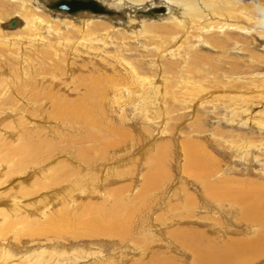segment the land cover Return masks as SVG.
I'll list each match as a JSON object with an SVG mask.
<instances>
[{"label":"rangeland","instance_id":"374dc122","mask_svg":"<svg viewBox=\"0 0 264 264\" xmlns=\"http://www.w3.org/2000/svg\"><path fill=\"white\" fill-rule=\"evenodd\" d=\"M47 8L33 42L0 21V264H264L262 13L143 20L151 36Z\"/></svg>","mask_w":264,"mask_h":264},{"label":"bare ground","instance_id":"6f19581e","mask_svg":"<svg viewBox=\"0 0 264 264\" xmlns=\"http://www.w3.org/2000/svg\"><path fill=\"white\" fill-rule=\"evenodd\" d=\"M11 1V0H10ZM20 2L19 4V10L16 11V18L14 16V18L12 19H8V20H5L2 18L1 14H0V21L3 22V25H2V28L3 29H6V28H11L10 27V22L13 20V19H16V26L11 28V29H14L17 27V30L19 29H23V30H27V36H22L19 40H22L25 39L26 40V37L27 39H31V41L33 42L35 38H40L41 39V27L42 25L46 24L47 22H49V19H48V16L45 17L43 14L41 15L40 12H37V9H42V10H46V7H48V12L50 13V15H54L58 20H76V21H79V20H95L96 18H106L108 20H112L111 22H120L121 20H123L124 22H127V23H130L132 24L133 26L135 25H140V27H143L144 31L145 32H148L151 36L152 35H155L154 32L152 31V29L148 28L147 25H143L142 22H144L145 20L147 21H150V20H156V21H159V20H171V22H176L177 24H181L182 23V20H209L210 18H217V20H219V24H222V27H225V28H230L231 29V25L232 26H235L234 22L235 21H239V20H252L253 17H252V13L254 12H258L260 11L262 14L258 17L259 20H261L260 17H264V0H97V2H99V4L101 5V8L103 9V11L101 12H98V13H95L93 12L92 10H81L79 12H76V13H69L65 10H58L55 6H56V3L58 2V0H17ZM31 1H34V6L30 4ZM208 3V4H207ZM202 4H206L205 6L206 7H209L210 10H209V15H204L203 14V10L202 8L200 7V5ZM263 6V7H262ZM162 9L161 13H158L154 16H145L143 15L144 14V11H152L154 9ZM207 10V8H206ZM5 11V10H4ZM14 13V11H13ZM40 13V14H39ZM259 13V12H258ZM206 14V13H205ZM12 15V14H11ZM212 16H215V17H212ZM227 16V17H225ZM25 17V19H23ZM52 17V16H51ZM252 17V18H251ZM256 17V18H257ZM53 18V17H52ZM208 18V19H207ZM263 21H264V18H262ZM47 20V21H46ZM139 20V22L137 21ZM144 20V21H143ZM228 20H231L230 22H227ZM256 20V19H255ZM45 21V22H44ZM57 21V20H56ZM213 21V20H211ZM224 21V23H223ZM0 22V23H1ZM62 22V21H61ZM82 22V21H81ZM90 22V21H89ZM88 22V23H89ZM103 22V21H102ZM136 22L138 24H136ZM151 22V21H150ZM149 22V23H150ZM244 22V21H243ZM147 23V22H146ZM196 22H194L195 24ZM200 23V22H199ZM198 21H197V24H199ZM206 23V22H205ZM217 23V22H216ZM48 24V23H47ZM51 23H49L47 25V27L51 28L52 25H50ZM184 24V23H183ZM192 24V23H191ZM218 25H215V26H219ZM238 24V23H237ZM240 24V23H239ZM125 25V24H124ZM149 25V24H148ZM214 25V24H213ZM246 25V24H244ZM243 25V26H244ZM117 26V25H116ZM185 26V25H184ZM187 26V25H186ZM189 26V25H188ZM124 27V26H123ZM126 27V26H125ZM131 27V26H130ZM139 27V26H138ZM137 27V28H138ZM147 27V28H146ZM156 27V26H155ZM160 27V26H158ZM180 27V26H179ZM203 27H206L204 26L203 24ZM239 27V26H238ZM136 28V27H135ZM183 28V26H182ZM185 28V27H184ZM200 28V27H199ZM198 28V29H199ZM234 28V27H232ZM44 29V28H43ZM114 29V28H113ZM128 29V28H127ZM132 29V28H131ZM151 31H150V30ZM206 29V28H204ZM245 29V28H244ZM55 30L57 31L58 30V27L56 26L55 27ZM111 30V29H110ZM118 30V29H117ZM136 30V29H135ZM134 30V31H135ZM258 30V29H257ZM2 31V30H1ZM45 31V30H44ZM47 31V30H46ZM143 31V32H144ZM201 31V30H200ZM207 31V30H206ZM23 33V32H22ZM43 33V32H42ZM107 33V32H106ZM158 33V32H157ZM226 33V32H225ZM8 36V35H7ZM156 36V35H155ZM178 36V35H177ZM10 37V36H9ZM98 37V36H97ZM182 37V36H181ZM261 37V36H260ZM11 38V37H10ZM179 38V37H178ZM182 39V38H181ZM14 42L16 41L15 38H12L10 39L9 41H13ZM179 40V39H178ZM206 41V39L204 40ZM31 42V43H32ZM207 43V42H206ZM24 44V43H23ZM30 44V43H29ZM28 44V45H29ZM208 44V43H207ZM212 42H210L209 45H211ZM23 46V45H22ZM27 46V45H26ZM176 48V47H175ZM196 49V48H195ZM197 50V49H196ZM1 58V57H0ZM3 58V57H2ZM4 60V59H2ZM2 62V61H1ZM4 64L6 63L5 61L3 62ZM233 77V76H232ZM235 77V76H234ZM248 77V76H247ZM258 77V76H257ZM225 78V77H224ZM251 78V77H250ZM252 78L253 75H252ZM257 79V78H256ZM249 80V79H248ZM252 80V79H251ZM255 80V78H254ZM261 80V79H259ZM228 81H230L228 79ZM253 81V80H252ZM256 81V80H255ZM232 82V81H231ZM253 83V82H252ZM257 83V82H256ZM259 84V83H258ZM255 85V84H254ZM258 87V86H256ZM260 88V86L258 87ZM257 88V89H258ZM262 88V87H261ZM262 96V95H261ZM84 103V102H83ZM261 103H263L261 101ZM80 104V103H79ZM259 104V103H258ZM250 107V106H249ZM71 108V107H70ZM74 108V107H73ZM72 108V109H73ZM80 108L82 110H80ZM263 108V107H262ZM69 110V109H68ZM86 107L83 105V107L79 106L76 110V114H78V112L80 113H86ZM248 111V109H246ZM70 111V110H69ZM68 111V112H69ZM263 111V110H262ZM7 112V110L5 111ZM9 113V112H8ZM246 113V112H245ZM88 114V113H87ZM259 115V114H258ZM76 116V115H75ZM79 116V115H77ZM81 116V115H80ZM89 116V115H88ZM264 116V115H262ZM85 119V118H84ZM8 128V127H7ZM25 142V141H24ZM23 142V143H24ZM22 143V144H23ZM28 143V141H27ZM20 147V146H19ZM23 147V146H22ZM31 148V147H30ZM29 148V149H30ZM21 148H19L20 150ZM33 149V147L31 148ZM30 149V150H31ZM10 150V148H9ZM16 150V149H15ZM13 151V150H11ZM21 151V150H20ZM19 151V152H20ZM28 149L25 150L26 154L28 153ZM34 153H35V150H33ZM33 151L31 150V154L33 153ZM41 151V150H40ZM16 152V151H15ZM30 154V155H31ZM194 154V153H193ZM23 155V154H22ZM31 157V156H30ZM35 157V156H34ZM192 157V156H191ZM29 158V157H28ZM31 160V158H29ZM28 159V160H29ZM154 166V167H153ZM24 167V166H23ZM152 168L153 171H152V174L155 175V177H159V175H164L165 172H163V170H161V172L159 171L158 168H162V165L158 164L157 165H152ZM87 169V168H86ZM158 171H155L157 170ZM163 169V168H162ZM103 172V171H102ZM159 172V173H158ZM149 173V172H148ZM150 174V173H149ZM152 175V176H153ZM83 180V179H82ZM81 181V180H80ZM86 183V182H85ZM82 184V183H81ZM83 185V184H82ZM218 187V186H217ZM226 188V187H225ZM214 189V188H213ZM231 189V188H230ZM45 192V191H44ZM243 192V191H242ZM213 194V193H212ZM217 195H219L220 193H216ZM215 195V194H214ZM221 196L223 194H220ZM254 195V194H253ZM253 195L251 197H253ZM51 198H53L51 196ZM230 198V197H229ZM245 198V196H240L239 199H243ZM251 199V198H250ZM231 200V199H230ZM252 200V199H251ZM119 201H120V198H119ZM249 201V200H248ZM253 201V200H252ZM243 202V201H242ZM260 202L257 200V204H259ZM263 203V202H262ZM116 204V203H115ZM244 204V203H243ZM246 204V203H245ZM255 204V203H254ZM247 205V204H246ZM244 205L243 207V210L247 213H250L248 212L249 210V206H246ZM252 207V206H251ZM116 208V207H115ZM119 208V207H117ZM253 208V207H252ZM64 209V208H62ZM62 209H61V214L62 213ZM92 209V208H91ZM93 210V209H92ZM108 210V209H107ZM64 211V210H63ZM87 211V210H86ZM94 211V210H93ZM65 212V211H64ZM84 212V211H83ZM91 212V211H90ZM111 212V211H110ZM113 212V211H112ZM111 212V213H112ZM119 212V210H118ZM263 212V211H262ZM106 213V212H105ZM115 213V212H114ZM259 213V212H258ZM56 214V213H55ZM109 214V213H108ZM242 214V213H241ZM244 214V213H243ZM251 214H252V211H251ZM60 215V213H59ZM88 215H92V214H88ZM95 215V214H94ZM98 215V214H97ZM240 215V214H239ZM52 216V215H51ZM64 216V214H63ZM99 216V215H98ZM105 216V215H104ZM112 216V215H111ZM261 216V214H260ZM263 216V215H262ZM50 217V216H49ZM67 217V216H66ZM77 217V216H76ZM113 218H108L107 216L106 217H102L101 219H97V221L95 220L96 218H93L91 219L89 222H88V225L91 227V228H94V227H97L98 228L96 229L98 233H103V232H108L110 230L111 227H106V223H111L113 224L114 222V227H119L121 226L122 224H119L117 223L118 222V218H117V215H113L112 216ZM249 217V216H248ZM253 217V216H252ZM255 217V216H254ZM62 218V217H61ZM79 218V217H78ZM256 218V217H255ZM63 219V218H62ZM77 220V219H76ZM80 220V218L78 219ZM240 220V219H239ZM64 221V220H63ZM260 221V220H259ZM258 221V222H259ZM13 222V221H12ZM39 223V222H38ZM47 223V221H46ZM56 223H60L61 226L64 227V225H70L71 222V219H66L65 222H56ZM82 223V222H81ZM41 224V222H40ZM48 224V223H47ZM47 224H44V226H47ZM78 224V223H77ZM129 224V223H128ZM261 224V223H260ZM7 225V224H6ZM5 225V226H6ZM13 225V224H12ZM11 225V226H12ZM32 225V224H31ZM55 225V221L53 222V224H51L52 228L53 226ZM4 226V225H3ZM10 226V225H9ZM10 226V227H11ZM43 226V225H42ZM263 226V225H262ZM7 227V226H6ZM13 227V226H12ZM34 227V225H33ZM30 228V232H36L37 235H40L38 233H45L46 230H47V227H41L39 226L37 229H33ZM50 228V227H49ZM65 228V227H64ZM108 228V229H106ZM116 228V229H117ZM123 228V226H122ZM8 229V228H7ZM6 229V230H7ZM26 229H29L26 228ZM59 229V228H57ZM66 229V228H65ZM73 229V228H72ZM87 229V228H86ZM49 230V229H48ZM113 230V229H112ZM0 234L3 235V232H5L4 229H0ZM95 231V230H94ZM10 232V231H9ZM48 232V231H47ZM46 232V233H47ZM57 232V230L55 231ZM83 232V231H82ZM96 232V231H95ZM105 232V233H106ZM17 233V232H16ZM91 233V231H90ZM14 234V233H13ZM30 234V233H29ZM93 234V233H92ZM1 235V236H2ZM43 236V235H42ZM258 236V235H257ZM256 236V238H257ZM263 236V235H262ZM3 237V236H2ZM40 237V236H38ZM98 237V236H97ZM261 237V236H260ZM232 238V237H231ZM3 239V238H2ZM239 239V238H237ZM241 239V238H240ZM239 239V241H241ZM254 239V238H253ZM252 239V240H253ZM233 240V239H232ZM257 240V239H256ZM255 241V239H254ZM4 242V240H3ZM227 242V241H226ZM1 243V242H0ZM6 243V241L4 242ZM230 243V242H229ZM228 243V244H229ZM237 243V241H236ZM235 243V244H236ZM248 243V242H247ZM255 243V242H254ZM243 246V245H242ZM247 246V245H246ZM3 247H1V249L3 250ZM6 248H7V245H6ZM5 248V249H6ZM233 248V247H232ZM3 250L6 252V250ZM94 250V249H93ZM222 250V249H221ZM9 251V250H8ZM93 252V251H92ZM91 252V253H92ZM95 252H96V249H95ZM94 252V253H95ZM199 252V251H198ZM197 252V253H198ZM253 253V252H251ZM2 254V253H1ZM0 254V255H1ZM4 254V253H3ZM2 254V255H3ZM248 254V252H247ZM201 255V254H200ZM10 256V255H9ZM198 257V255H197ZM214 257V256H213ZM219 257V256H218ZM248 257V256H247ZM3 258V257H2ZM6 258V257H5ZM10 258V257H9ZM8 258V259H9ZM7 259V258H6ZM5 259V260H6ZM7 259V260H8ZM11 259V258H10ZM202 259V258H201ZM200 259V260H201ZM213 259V258H212ZM2 260V259H1ZM196 260V259H195ZM9 261V260H8ZM35 261V260H34ZM238 261V260H237ZM203 263L204 260L202 261ZM231 262V261H230ZM9 263V262H8ZM21 263V261H20ZM25 262H23L24 264ZM33 264H35L33 261L31 262ZM38 263V262H36ZM198 263V262H197ZM5 264V263H4ZM201 264V263H200ZM233 264V263H232Z\"/></svg>","mask_w":264,"mask_h":264},{"label":"water","instance_id":"95a60500","mask_svg":"<svg viewBox=\"0 0 264 264\" xmlns=\"http://www.w3.org/2000/svg\"><path fill=\"white\" fill-rule=\"evenodd\" d=\"M58 10H65L69 13H76L81 10H92L95 13L103 11L97 0H58L55 6ZM162 9H154L152 11H144L145 16H154L161 13ZM16 26V20L10 22V27Z\"/></svg>","mask_w":264,"mask_h":264}]
</instances>
